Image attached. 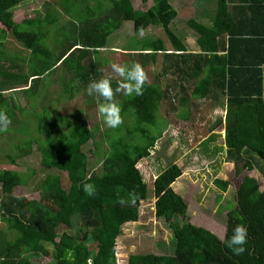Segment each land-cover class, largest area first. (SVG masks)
I'll return each instance as SVG.
<instances>
[{
	"label": "trees",
	"instance_id": "1",
	"mask_svg": "<svg viewBox=\"0 0 264 264\" xmlns=\"http://www.w3.org/2000/svg\"><path fill=\"white\" fill-rule=\"evenodd\" d=\"M22 1L25 0H0L1 47L4 48L5 35L11 33L28 51L21 64L13 62L17 59L12 57L7 60L4 50L0 54V109L9 117L12 109L6 93L19 91L33 97L41 80L46 81L59 67L69 73L71 81L78 82L76 89L102 78L99 50L105 48L108 37L124 21L132 22L135 33L150 25H160L171 49L161 39H154L137 42L125 52L139 54L143 64L147 61L154 64L159 56L170 62L168 67L183 93L180 97L183 105L189 98L218 99L219 90L225 105L226 161L235 175L243 170H257L263 178L260 185L256 177L241 176L235 189L236 205L228 210L224 234L219 238L189 221L186 201L171 187L181 170L175 163L169 164L154 178L152 189L154 214L165 219L173 235L171 253H131L126 264H264V54L259 53L255 37L247 41L244 37L239 39L243 34L230 28L225 0H217L211 25L194 19L187 21L197 35L198 53H186L184 43L169 28L177 11L168 0H153L144 11L135 9L132 0H110L106 8L96 0L99 4L94 10L88 5L79 8L76 16L80 21L72 22L70 32L64 34V42L57 49L46 45L48 33L42 28V24L53 23L54 18L47 17L44 21L35 17L18 23L13 20L11 9ZM63 9L70 14L68 7ZM225 32L227 40L223 39ZM237 43H246L242 44L247 52L241 60L232 51ZM7 61L9 64L4 66ZM164 74V70L159 73ZM119 81L112 79L113 88ZM187 82L192 84L189 93L184 92ZM63 85L64 94L71 98L74 86L69 82ZM164 96L167 93L157 81L145 82L139 96L122 97L115 93L122 123L110 138L101 174L88 171L82 147L93 133L81 120L82 113L51 115L43 105L37 116L42 135L40 164L65 173L68 187H62L59 175L49 174L41 183L39 199L28 200L13 195L14 187L25 184L22 174L0 170V222L5 227L0 229V264H33L30 256L38 254L51 256L54 264H116L115 242L121 226L138 219L140 202L147 197L148 186L137 165L150 155L164 130L158 113ZM11 103L14 106L12 97ZM18 109L23 111L21 106ZM63 127L66 130L62 131ZM85 184L93 186L92 195L83 191ZM213 184L222 192L230 186L222 179H215ZM75 217L83 227L80 234L66 230L58 233L61 225L71 227ZM237 224L247 229L244 251L240 253L225 246Z\"/></svg>",
	"mask_w": 264,
	"mask_h": 264
},
{
	"label": "rangeland",
	"instance_id": "2",
	"mask_svg": "<svg viewBox=\"0 0 264 264\" xmlns=\"http://www.w3.org/2000/svg\"><path fill=\"white\" fill-rule=\"evenodd\" d=\"M100 2L103 5L102 8H106L110 0H99ZM99 3L96 0H74L73 2L71 0H25L13 7L11 11L13 20L17 23L23 19L35 17L42 20L47 17L54 18L55 22L42 24V28L48 33L45 39L46 45L51 49H57L64 42V34L70 32L72 22L80 21V17L76 16L77 12L85 5L94 10ZM152 3L153 0H148L146 3L132 0L133 7L140 11L146 10ZM175 3L178 7L186 6L181 5L179 0H175ZM63 6L70 9V14L65 12ZM215 7L216 1L214 2ZM187 12V14L180 12L170 22L169 28L184 43L186 53H198L197 35L187 25V21L193 17L195 21L208 25L210 19L209 21L205 18L196 19L198 17L190 13V9ZM0 39L3 40L1 32ZM154 39H161L165 47L171 49L170 42L160 25H150L142 32L135 33L132 29V22L124 21L120 28L108 37L105 48L100 49L98 53L104 76L111 75L112 79L121 81L122 78L112 72L111 64L131 66L133 62H136L145 72V82L156 83L157 81L160 83L161 90L167 93L161 101L158 112L159 118L164 119L160 120L163 122L160 127L163 129L164 126V130L150 150V155L143 158L137 165L148 186L147 197L140 202L138 219L121 226L115 242L116 264H122L121 261L131 253H171L173 235L165 219L158 218L154 214L152 189L154 178L169 164L175 163L181 170L180 177L171 184V187L186 201L189 221L213 232L219 238H222L224 234L228 210L236 205L235 189L240 183L241 176L250 175L256 177L260 185L263 183V178L257 170H243L241 174L235 175L231 164L226 161L225 114L223 101H221L223 96L219 90L218 99L213 97L200 100L189 98L187 104L183 105L180 103L183 93L175 83L176 75L168 67L170 62H165L159 56L156 63L152 64L147 61L143 64L139 54L125 52V49H130L131 45L137 42ZM3 44L4 48L0 45V54L4 50L8 55L7 60L12 57L17 59L13 62L21 64V59L28 56V51L11 33L5 35ZM173 60L174 58L171 57L170 61ZM92 61L94 62L93 58ZM8 64L7 61L4 66ZM162 70L165 74L159 75ZM69 77V73L59 67L46 81L41 80L33 97H27L19 91L8 92L5 95L12 109V116L7 131L0 132V170L11 169L22 174L25 184L13 188L15 196H22L28 200L39 199L41 183L49 174L59 175L62 187H68L65 173L44 168L40 164L42 135L37 116L42 111L43 105L48 107L51 115L66 116L78 111L82 113L81 120L93 133V137L82 147L88 159V171L98 174L102 172V159L108 152L109 141L115 136L118 127L109 128L103 123L97 110V103L93 97L87 95L86 87L76 89L78 82L71 81ZM64 82H69L74 86L71 98L67 96L68 93L64 94ZM185 85L187 88L184 92L189 93L192 84L187 82ZM120 95L125 96L123 92ZM11 97L14 99V106L11 103ZM18 106H21L23 111H20ZM182 115H185V118ZM219 119L222 120L220 124L216 122ZM160 121L158 123H161ZM71 122L73 123V120ZM61 130L64 131L66 128L63 127ZM215 179L226 180L230 186L222 192L213 184ZM1 197L0 191V199ZM0 229H5L1 222ZM65 230L70 234H80L83 227L79 218L72 219L71 227L64 225L58 227V233ZM89 247L95 248L90 244ZM30 259L33 264H54L51 256L38 254L30 256Z\"/></svg>",
	"mask_w": 264,
	"mask_h": 264
},
{
	"label": "clouds",
	"instance_id": "3",
	"mask_svg": "<svg viewBox=\"0 0 264 264\" xmlns=\"http://www.w3.org/2000/svg\"><path fill=\"white\" fill-rule=\"evenodd\" d=\"M112 72L122 78L117 86H112V76H103L98 80L90 81L85 91L88 96L93 97L97 103V110L103 123L109 128H116L122 123L121 108L115 100V93L123 92L125 96L135 94L139 96L143 92L146 75L139 63L111 64ZM11 123L6 111L0 109V132H5ZM83 191L92 195L94 188L91 184H85ZM247 229L243 224H237L233 228L232 235L225 241V246L231 248L235 253L244 251Z\"/></svg>",
	"mask_w": 264,
	"mask_h": 264
},
{
	"label": "crops",
	"instance_id": "4",
	"mask_svg": "<svg viewBox=\"0 0 264 264\" xmlns=\"http://www.w3.org/2000/svg\"><path fill=\"white\" fill-rule=\"evenodd\" d=\"M169 3L175 8L177 11V15L179 13L187 14V10L190 9V13L195 14L198 18L196 19H207L210 23L206 26L211 25L215 9L214 8V2L217 0H212L211 2L209 0H179L181 5H186L183 7H178L175 3V0L171 1L168 0ZM173 2V3H172ZM175 3V4H174ZM226 3V10L229 15V26L232 28L233 32H240L239 34H243V36L239 35V39L250 40L253 38L257 39V42L255 44L257 45V48L260 49L259 53H261V56L264 54V0H225ZM208 6H209V15H208ZM186 7V8H184ZM193 19V17H192ZM228 33H224L223 39L227 40ZM242 44L246 43H237L235 47H233V53H235V57L238 59H242L243 55L247 52V48L244 47ZM252 44V43H250ZM247 46V45H245ZM251 46V45H250ZM198 48L199 52V47ZM262 81H263V99H264V65H262ZM223 99V98H222ZM224 101V99H223ZM224 106V114H225V105ZM222 122V120H221ZM220 122V123H221ZM219 123V124H220ZM159 254V253H157ZM125 260L121 261L122 264H126L127 257Z\"/></svg>",
	"mask_w": 264,
	"mask_h": 264
}]
</instances>
